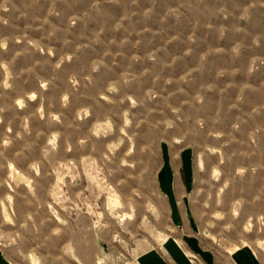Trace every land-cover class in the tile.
<instances>
[{"label":"rangeland","instance_id":"374dc122","mask_svg":"<svg viewBox=\"0 0 264 264\" xmlns=\"http://www.w3.org/2000/svg\"><path fill=\"white\" fill-rule=\"evenodd\" d=\"M217 251L264 261V0H0V248L122 264L160 243L164 155Z\"/></svg>","mask_w":264,"mask_h":264},{"label":"crops","instance_id":"0c3cea01","mask_svg":"<svg viewBox=\"0 0 264 264\" xmlns=\"http://www.w3.org/2000/svg\"><path fill=\"white\" fill-rule=\"evenodd\" d=\"M164 155L158 169V186L170 214V231L157 245L122 264H264L254 247L240 245L231 252L217 251L207 244L190 200L194 170L190 149ZM0 264H16L0 248Z\"/></svg>","mask_w":264,"mask_h":264}]
</instances>
